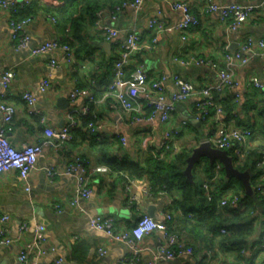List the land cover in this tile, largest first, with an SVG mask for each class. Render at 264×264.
Listing matches in <instances>:
<instances>
[{
    "label": "crops",
    "instance_id": "crops-1",
    "mask_svg": "<svg viewBox=\"0 0 264 264\" xmlns=\"http://www.w3.org/2000/svg\"><path fill=\"white\" fill-rule=\"evenodd\" d=\"M179 1L187 2L199 20L197 25L189 27L183 33L185 39L181 38L178 31L153 32L146 29L147 18L158 10L159 18L167 24L182 19L180 10L172 9L162 0H143L139 10L129 6L119 11L104 9L102 22L119 30L117 40L111 42L105 40L94 24L86 26L82 39L74 40L70 37L68 28L62 30L57 26L51 12L38 10L26 26L29 44L35 46L52 39L66 44L73 42L75 49L80 47V51L75 53L72 49V56L68 59L61 58L59 51L55 54L31 55L27 49H14L13 30L9 23L12 8L9 10L0 7V73L3 70H12L14 73L8 89L0 88V102L15 107L7 135L16 148L28 143L50 140L48 144L42 143V151L26 180H22L13 170L0 174V215L9 216L6 225L13 238L10 244L0 246V264H20L19 251L32 247L36 239L40 241V245L39 248L32 249L30 258L37 264H47L58 257L63 258L65 264H117L129 256L130 249L127 244L110 240L102 231L93 229L89 225V219L93 216H111L116 228L125 231L133 226L140 215L148 213V208L151 207V216L163 221L168 198L176 197L177 192L169 196H153L150 193L146 195L143 188L149 187V181L144 173L140 177H131L136 183L131 189L134 200L129 203V191L111 171L92 175L89 184L91 194L86 198H78L77 205H71L70 200L75 194V176L58 174L50 178L47 170H63L76 156L89 165H100V144L104 142L107 143L105 151L109 156L132 161H143L146 156L156 155L169 159L183 148L192 152L203 138L213 133L215 127L224 123L222 116L217 117L213 108L208 119H198L199 110L196 104L202 100L201 90L213 86L218 80V71L226 67L225 50H238L247 40L253 42L256 54L246 63L235 61L232 64L235 84L232 91L238 95L239 104L246 99L249 101L248 115L251 117L249 121L252 124L253 136L248 146L251 150L258 151L263 148L264 90L253 88L248 84V78L262 72L263 57L258 54L261 50L257 43L264 38V0H215L224 4H261L236 28L229 26V20L221 21L218 12L207 11L206 0ZM133 31L141 36L143 48L131 56L127 64L128 73L134 67L142 66L154 78L164 75L167 94L175 90L172 79L174 75L194 84V93L177 103L176 109L166 122L157 116L135 121V111L126 113L109 107L108 102L112 95L107 91L106 85L112 78L113 61L118 56L125 36ZM192 56L212 61L215 66L181 62ZM50 58H55L58 64L50 65ZM43 79L48 81L45 91L40 90ZM75 87L93 91L96 95L95 103H90L87 96L71 99L69 94ZM23 91L35 95L34 108L43 112L46 125L54 128L65 125L68 114L78 115L83 106H89L88 113L94 115L98 126L97 140L86 134L85 137L77 136L73 141L60 145L47 137L44 134V125L34 113L29 112L21 99ZM140 102L141 116L146 117L149 112L147 113V106H143L142 97ZM234 123L232 121L227 124L236 126ZM79 125H82V121ZM166 131L174 136L172 142L177 145L178 151L162 149ZM121 138L125 141L122 142ZM236 156L237 165L243 164L245 154ZM257 207L259 213L256 212L258 219L254 232L248 247L239 255L221 248L218 241L209 245L202 240L201 233L191 234L185 231L181 237L186 244L193 246V254L179 255L157 264H258L264 259V252L259 242H256L264 233V214L260 215L261 203ZM23 222L27 223L26 229L20 228ZM183 223L185 219L180 218L176 227ZM2 225L4 223L0 221V227ZM38 225H41L42 229H39ZM157 242L158 235L155 232L143 237L139 264L148 263ZM99 248L105 249V253L100 254ZM39 249L45 252L41 254Z\"/></svg>",
    "mask_w": 264,
    "mask_h": 264
},
{
    "label": "built area",
    "instance_id": "built-area-1",
    "mask_svg": "<svg viewBox=\"0 0 264 264\" xmlns=\"http://www.w3.org/2000/svg\"><path fill=\"white\" fill-rule=\"evenodd\" d=\"M172 9L180 10L182 12V19L178 22L167 24L159 18L160 11L158 10L155 14H151L146 21V29L153 32H173L178 31L181 34V38L185 39L184 32L191 26H195L199 23L198 17L191 11L190 6L187 2L179 0H162ZM29 0H21L19 2H12L9 0H0V7L11 9L14 8L16 4H27ZM143 0H127L121 5L115 7L116 11L129 6L135 10L142 8ZM259 5L253 4H238L230 3L224 4L222 2H217L215 0H206V10L211 12H218V18L221 21L229 20V26L231 28H236L245 22L255 11ZM102 13L100 10L96 13L97 18L94 21V25L101 31L106 41H115L118 38L119 30L110 24H105L102 22ZM31 17H26L21 20H15L10 16L9 23L13 30L14 38V49H27L31 55L39 54H55L60 52L61 58L68 59L71 58L73 50L66 44L58 40L52 39L40 43L35 46L29 44V36L26 33V26L31 21ZM156 41V38H153ZM253 42L247 40L241 45L238 50L224 52V59L226 67L218 71V80L213 86L205 87L201 90L202 100L196 104L199 110V120H204L205 115L208 113V107L214 105L212 90L222 92L228 90L233 92L234 79L233 71L231 70L232 64L237 61L241 63H246L253 55L256 54L254 50ZM259 56L263 57L262 72L260 75H251L248 78V84L253 88L264 90V38L258 41ZM143 48L141 41V36L138 32H129L124 41L121 43L119 48L118 56L113 61L112 66V78L110 82L106 85V89L112 95V99L109 101V107L113 110L131 112L135 111L136 115L134 117L135 121H140L142 119H152L157 116L161 121L166 122L171 114L176 109L177 103L186 100L194 93V84L187 79L182 78L179 75H174L172 77L175 90L167 94L165 92L164 82L165 76L160 75L157 78L151 76L142 66H136L129 73L127 72V64L133 55V53L138 52ZM183 64L195 63V64H207L215 66V63L209 60H204L202 58L190 57L185 60H181ZM58 62L55 58H50V65H57ZM14 77L12 70H3L0 73V88L7 90L11 80ZM48 86V81L43 79L40 84V90L45 91ZM235 94V93H234ZM70 98L74 99L78 96H87L90 103H95V99L92 97L91 92L87 89H82L75 87L70 92ZM237 97L238 95L235 94ZM140 97L144 100V105L149 107L148 116H141V102ZM21 99L27 105L29 112L34 113L38 118L39 122L44 125V134L54 139L58 144H63L69 142L71 139L70 129L79 125L80 115H85L88 112L87 105L83 106L80 114H68L67 123L60 128H54L52 126L46 125V116L40 110L34 108L36 97L33 93L29 91H23L21 93ZM0 113H1V125H0V174L7 172L9 170L15 171L22 180H26L29 177L31 170L34 168L37 158L42 151V143L48 144L50 140H45L42 143H28L24 144L21 148H16L11 142L7 135L9 131V124L15 114V107L11 104L0 102ZM215 114L221 116L222 110L219 106L215 109ZM94 116V115H93ZM87 128L91 131L96 132L98 126L96 122L93 124L89 122ZM253 136V131L250 128L239 127L229 125L227 123H220L215 127L212 134L203 138L201 141L209 142L211 146L225 150L231 148L235 144L247 147L249 141ZM174 136L166 131L165 141L161 144L162 149L173 150L172 152L178 151L177 145L172 142ZM124 142L125 139L121 138ZM237 155H244L245 153L239 148L235 149ZM260 164L264 166V158L260 161ZM221 163L216 164V171L220 169ZM111 173V169L107 165H89L84 163L79 156H76L73 161L68 163L63 170H53L48 169L47 175L50 178L55 177L58 174H68L74 175L76 178L75 183V194L70 200L71 205H77V200L80 197L86 198L91 194L90 181L92 175L96 173ZM262 179H264V172L262 174ZM136 180L134 178L128 177L125 181H122V185L129 191L127 195V201L132 203L134 200V195L131 191L135 187ZM203 187L207 189V183H203ZM144 193L149 194V187L143 188ZM264 192V191H263ZM165 194V193H160ZM166 195V194H165ZM169 196V195H168ZM169 203L167 209L163 212L164 220L158 221L153 216L148 213L140 215L136 222L129 229L125 231H119L114 223V219L111 216H93L89 219V225L97 230L102 231L105 235L113 241L124 242L129 246L130 255L117 262V264H139V253L142 250L141 241L143 237L151 232H155L158 235V242L155 249L152 252V257L147 264H157L159 262L171 260L179 255L193 254L194 250L191 245H185V241L180 235L175 232L168 231L166 221H169L174 212L180 213L179 209L173 210L170 207L173 197L168 198ZM238 198L236 195L223 197L219 202L218 206L221 207L225 204L230 206H235L237 204ZM9 216L6 214L0 215V221L2 225L0 227V246L10 244L13 238L10 236L9 228L6 225ZM42 229L41 225L37 226ZM21 229L27 228V223L23 222L20 226ZM221 233H224L223 228L220 229ZM40 241L36 239L29 248H23L18 253V260L20 264H37L33 259L31 260L30 254L32 249L39 248ZM264 252V234L262 242L259 244ZM42 249H39V253H44ZM99 253H105V249L99 248ZM47 264H65L63 258H55L48 262ZM258 264H264V259L260 260Z\"/></svg>",
    "mask_w": 264,
    "mask_h": 264
},
{
    "label": "trees",
    "instance_id": "trees-1",
    "mask_svg": "<svg viewBox=\"0 0 264 264\" xmlns=\"http://www.w3.org/2000/svg\"><path fill=\"white\" fill-rule=\"evenodd\" d=\"M124 1L127 0H43L42 2L41 0H29L27 4H16L12 8L11 16L15 20H21L26 17L32 18L38 10L49 11L59 28L62 30L68 28L70 37L80 40L86 26L94 24L98 11H104L106 8L114 11L115 7ZM21 11L23 12L21 13ZM69 46L74 49L75 53L80 51V47L75 49L73 42H70ZM212 94L214 105L208 107V113L204 120L209 118L211 108L215 111L219 106L222 110L221 116L224 123L233 121L236 126L250 128L253 131L249 121L251 117L248 115V99L239 104L238 97L228 90L222 91V93L212 90ZM91 95L96 99L93 91H91ZM150 110L147 107V113ZM79 119L82 121V125L70 129V141L76 139L77 136L85 137L86 134L96 139V132L87 128L89 122L93 124L96 122L91 113L80 115ZM100 145L102 155L99 163L107 165L112 173L116 174V179L125 181L128 177H140L145 173L148 177L151 195L156 196L160 193L172 195L173 192H177L170 207H173V210L179 209L180 213L174 212L171 219L166 221L168 231L175 232L180 236L185 231H189L191 234L201 233L202 240L209 245L218 241L221 248L234 251L238 255L248 247L256 219H258V207L255 200L246 192L241 180L234 176H227L222 165L216 171L217 160L210 162L207 157H201L194 163L190 176H188L185 173V168L187 158L191 153L189 149L183 148L170 156L169 159L156 155L146 156L143 161H132L109 156L105 151L107 143L104 142ZM237 148L245 153V161L241 165L236 163L235 149ZM225 151L231 157L235 168L240 171L250 169L249 184L262 205L260 215L264 214V179L261 177L264 166L260 164L264 158V146L258 151L251 150L249 146L243 147L235 144ZM80 159L82 160L81 157ZM203 183H207V189L203 187ZM227 190L229 192H226ZM233 195L238 198L234 207L229 204L218 206L223 197ZM180 218H184L185 223L176 227V222ZM221 228L225 230L224 233L220 232ZM263 234L256 241L259 244L262 242ZM185 245L188 244L185 243Z\"/></svg>",
    "mask_w": 264,
    "mask_h": 264
},
{
    "label": "water",
    "instance_id": "water-1",
    "mask_svg": "<svg viewBox=\"0 0 264 264\" xmlns=\"http://www.w3.org/2000/svg\"><path fill=\"white\" fill-rule=\"evenodd\" d=\"M108 45V44H107ZM201 157H207L210 162L217 160L220 162L224 168L225 174L227 176H234L235 178L241 180L245 186L246 192L256 201L257 205L260 201L256 198L255 194L252 192V187L249 184L250 169L240 171L235 168L232 163L231 157L227 154L225 150L215 148L210 145L209 142L201 141L199 144L192 149L191 154L187 158V165L185 168V173L190 176L191 169L194 163ZM153 209L148 208V213L153 215Z\"/></svg>",
    "mask_w": 264,
    "mask_h": 264
}]
</instances>
